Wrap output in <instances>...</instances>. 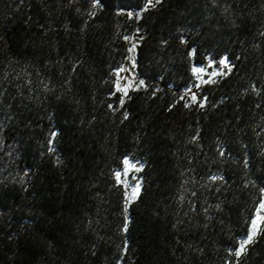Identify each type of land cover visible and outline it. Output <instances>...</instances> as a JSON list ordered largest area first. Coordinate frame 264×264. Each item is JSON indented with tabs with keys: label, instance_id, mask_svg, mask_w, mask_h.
I'll use <instances>...</instances> for the list:
<instances>
[{
	"label": "trees",
	"instance_id": "obj_1",
	"mask_svg": "<svg viewBox=\"0 0 264 264\" xmlns=\"http://www.w3.org/2000/svg\"><path fill=\"white\" fill-rule=\"evenodd\" d=\"M262 205L264 0H0V264H264Z\"/></svg>",
	"mask_w": 264,
	"mask_h": 264
},
{
	"label": "rangeland",
	"instance_id": "obj_2",
	"mask_svg": "<svg viewBox=\"0 0 264 264\" xmlns=\"http://www.w3.org/2000/svg\"><path fill=\"white\" fill-rule=\"evenodd\" d=\"M151 1H156V0H151ZM127 42H128L127 57L124 66L122 67L121 72L119 73V84L123 90L127 89L130 86H134L137 83L135 79V50H136L135 36L128 37ZM254 221L257 224V228L255 231V235H256L263 221V213H259V215L255 217ZM252 232H253V226H252Z\"/></svg>",
	"mask_w": 264,
	"mask_h": 264
},
{
	"label": "snow or ice",
	"instance_id": "obj_3",
	"mask_svg": "<svg viewBox=\"0 0 264 264\" xmlns=\"http://www.w3.org/2000/svg\"><path fill=\"white\" fill-rule=\"evenodd\" d=\"M222 63H224V61H222ZM193 99L195 100V97H193ZM125 163H127V161H125ZM262 207H264V205H262ZM256 228H257V224H256V222L254 221V222H253V232H252V234L248 237V239H247L246 241H244V243H248V242L251 241L252 237L255 235ZM241 251H243V244L241 245ZM237 255H239V252L237 253Z\"/></svg>",
	"mask_w": 264,
	"mask_h": 264
}]
</instances>
